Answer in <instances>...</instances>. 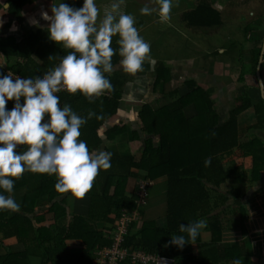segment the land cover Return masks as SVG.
<instances>
[{
	"label": "trees",
	"instance_id": "16d2710c",
	"mask_svg": "<svg viewBox=\"0 0 264 264\" xmlns=\"http://www.w3.org/2000/svg\"><path fill=\"white\" fill-rule=\"evenodd\" d=\"M30 2L0 0V4L9 5L7 12L20 24L23 8ZM211 6L203 0L195 9L184 12L182 19L189 27L196 20L200 26H217L220 15ZM141 7L127 11L137 28L143 25ZM116 39L114 36L112 40L114 49L118 48ZM68 51L48 39L47 28L23 31L21 38L0 36V59L6 61L5 67L0 63V75L10 72L22 78L43 76ZM259 53L253 59L254 75ZM119 59L113 55V71L105 74L111 91L92 99L79 92L57 93L59 105L68 104L80 116L94 114L80 128L79 138L89 151L111 153L110 167L98 170L84 195L89 198L87 215L70 212L75 196L54 189L55 175L25 171L18 179L13 178L10 194L19 209L0 210V249L4 251L0 253V264H94L95 251L111 245L123 211L136 209L140 180L153 181L151 188L163 180L166 196L163 204L152 206L149 188L146 206L140 209L141 220L131 224L125 239L128 248L173 257L175 264H231L233 259L241 261L247 256L243 240L233 246L223 241L228 231L246 232L247 191L262 178L264 143L259 139L241 142L239 116L254 107L256 123L250 129L264 131V99L260 97L254 104L247 95L239 97L222 123L213 110L209 92L194 88V82L185 83L189 92L186 96H180L178 89L166 91L171 69L160 61L154 88L161 87V96L142 107L138 116L142 133L131 130L127 152L116 155L110 145L129 129L123 123L110 122L119 114L124 90L132 79L122 71ZM5 107L11 108L12 101ZM188 107L195 108V116L189 118L185 112ZM236 151L240 161H236ZM197 219H204L206 227L195 241L182 248L171 244L165 247L170 235L181 234V223ZM99 224L105 228L99 230ZM205 233L209 235L207 241ZM12 240L23 250L12 251L8 244Z\"/></svg>",
	"mask_w": 264,
	"mask_h": 264
},
{
	"label": "clouds",
	"instance_id": "9594fccd",
	"mask_svg": "<svg viewBox=\"0 0 264 264\" xmlns=\"http://www.w3.org/2000/svg\"><path fill=\"white\" fill-rule=\"evenodd\" d=\"M156 2L160 22L167 23L174 0ZM123 4L124 0H109L98 20L96 0H82L79 8L65 0L52 3L51 15L42 10L40 18L48 22V39L70 51L43 76L22 78L10 72L0 75V210L19 209L10 194L13 178L18 179L25 171L55 175L56 191L81 198L92 187L98 170L110 167V152L89 151L79 138L80 128L94 114L80 116L68 104L59 105L57 93L79 92L92 99L111 91L105 74L113 71L114 54L120 57L119 65L128 74L141 71L145 60H150V45L139 35L133 15L122 10ZM0 5L8 8L7 4ZM153 11L148 6L139 9L141 15ZM29 23L38 26L34 18ZM9 30L15 31V24ZM114 36L118 45L115 49L111 46ZM8 101H12L11 108L5 107ZM20 146H24L23 150ZM205 227L204 219L181 223V234L170 235L165 247L171 244L182 248L195 241ZM231 264L241 261L233 259Z\"/></svg>",
	"mask_w": 264,
	"mask_h": 264
},
{
	"label": "crops",
	"instance_id": "0c3cea01",
	"mask_svg": "<svg viewBox=\"0 0 264 264\" xmlns=\"http://www.w3.org/2000/svg\"><path fill=\"white\" fill-rule=\"evenodd\" d=\"M54 1L57 3L58 0H51V5ZM139 1H141L140 5L154 9L150 15H143L141 27L135 26L139 35L150 45V60H145L141 71L130 74L132 79L124 90L123 104L119 114L110 122L113 125L123 123L129 129L126 135L118 137L110 145V150L114 154L127 152L129 132L138 130L142 133L143 127L138 118L142 107L161 96V87L154 88L157 78L156 67L160 61L171 69L165 90L178 89L180 96H186L189 92L185 83L194 82V88L200 87L209 92L213 110L218 114V119L222 123L227 120L230 109L239 97L247 95L254 104L260 97L262 98L257 75L253 73V59L255 53L260 50L259 62L261 52H264L262 50L264 44V0H206L212 4V9H215L220 15V24L210 27L208 25L200 26L197 20L189 27L182 19L184 12L195 9L203 0H186L191 5L182 11H170V19L167 23H161L158 18L159 5L156 0ZM44 2V0H31L24 7L22 24L7 12L8 4V8L3 7L0 10V20L3 21V25L0 26V32H2L0 36L16 35L21 38L23 31H29L32 28H47L48 22L40 18V12L43 9L46 11ZM65 2L76 8L82 6V0H65ZM108 3L109 0H96L97 7L100 9L98 20L102 18ZM134 6L137 7L135 3L129 6L128 0H124L122 10L127 13L130 7ZM240 9L243 12H239ZM33 18L38 21V26L29 23ZM239 20L243 21L245 26H241L238 30L237 22ZM12 24L16 26L15 31L9 30ZM194 25L195 27L192 28ZM214 29H219V33H215ZM176 32L177 35H175ZM170 34H172L170 37L165 38V35ZM219 35L222 39L214 44V38L217 39ZM241 41L248 45L245 50L241 48ZM0 63L5 67L4 58L0 59ZM260 72L264 83V53ZM185 110L189 118L195 116V108L188 107ZM255 123L254 107L239 116L242 143L256 139L264 143V131L250 129V126ZM235 155L236 161H240V153L236 151ZM261 177V180L254 183L252 189L247 191L249 218L245 224L246 232L228 231L225 233L223 241L227 246L236 245L239 240L244 241L247 256L241 260V264H264V169ZM163 191L166 192L165 184L163 180H160L156 191L157 195L163 194ZM160 201V198L157 201L155 198L152 206L163 204L165 199ZM69 207L73 214L86 216L89 198L84 196L72 198ZM104 228V224L98 225L99 230ZM203 238L207 241L209 235L205 233ZM8 244L12 251L23 250V246L14 240L9 241ZM1 252L4 251L0 249Z\"/></svg>",
	"mask_w": 264,
	"mask_h": 264
},
{
	"label": "built area",
	"instance_id": "2783aa9c",
	"mask_svg": "<svg viewBox=\"0 0 264 264\" xmlns=\"http://www.w3.org/2000/svg\"><path fill=\"white\" fill-rule=\"evenodd\" d=\"M12 74V73H11ZM13 75V74H12ZM18 76V75H13ZM20 77V76H19ZM62 91V90H61ZM153 181L140 180L137 189L136 209L123 211L118 224L113 231L112 242L95 251L94 264H175L170 256L153 255L140 250H132L125 245V239L133 222L141 220L140 209L146 206L149 197V188Z\"/></svg>",
	"mask_w": 264,
	"mask_h": 264
},
{
	"label": "rangeland",
	"instance_id": "374dc122",
	"mask_svg": "<svg viewBox=\"0 0 264 264\" xmlns=\"http://www.w3.org/2000/svg\"><path fill=\"white\" fill-rule=\"evenodd\" d=\"M45 2V10L47 11V12H49L50 13V5H51V0H44ZM106 1H108V0H106ZM58 2V1H57ZM140 2L141 1H139V0H128V5L130 6L132 3H135L137 6H139L140 5ZM147 2V1H146ZM52 3H56L55 1L54 2H52ZM72 4V3H71ZM189 5H191V4H188L187 3V1L186 0H180V1H178V0H174V2H173V7L171 8V10L170 11H172V10H175V11H182L183 9H186L187 8V6H189ZM80 6V5H79ZM135 7V6H134ZM136 8V7H135ZM44 10V9H43ZM131 11V10H130ZM239 12H243L241 9H240V11ZM137 13H138V11H137ZM237 19H239V18H237ZM237 24H238V30H239V28H241V26H245V23L243 22V21H238L237 22ZM215 30V33H217L218 31H219V29H214ZM0 33H2V32H0ZM219 33V32H218ZM172 34H170V35H165V38H168V37H170ZM175 35H177V32L175 33ZM220 39H222L221 37H220V35L217 37V39L216 38H214V44L215 43H217V42H219L220 41ZM242 47V49H246V47H248V45L245 43V42H242L241 41V44H240ZM200 49H202V48H200ZM241 70V69H240ZM242 71V70H241ZM228 78H230L229 76H228ZM158 187L159 186H157L156 188H151V190H150V194H151V196H150V202L151 203H153L154 202V200H155V198H156V201L160 198V200L162 201L163 199H165V195H166V192H164L163 191V194H161V195H157V190H158ZM159 193V192H158ZM156 197H155V196ZM160 201V202H161ZM155 206H158L157 204L155 205Z\"/></svg>",
	"mask_w": 264,
	"mask_h": 264
},
{
	"label": "water",
	"instance_id": "95a60500",
	"mask_svg": "<svg viewBox=\"0 0 264 264\" xmlns=\"http://www.w3.org/2000/svg\"><path fill=\"white\" fill-rule=\"evenodd\" d=\"M264 51V44H263V49ZM263 53L264 52H261V55H260V59H259V62H258V66H257V79H258V83H259V87H260V93L262 95V98L264 99V83H263V80H262V76H261V64H262V60H263Z\"/></svg>",
	"mask_w": 264,
	"mask_h": 264
},
{
	"label": "flooded vegetation",
	"instance_id": "af4514ba",
	"mask_svg": "<svg viewBox=\"0 0 264 264\" xmlns=\"http://www.w3.org/2000/svg\"><path fill=\"white\" fill-rule=\"evenodd\" d=\"M263 43H264V39H263Z\"/></svg>",
	"mask_w": 264,
	"mask_h": 264
}]
</instances>
